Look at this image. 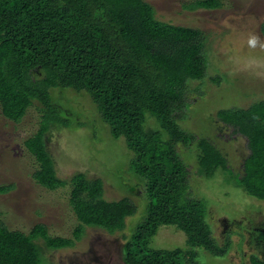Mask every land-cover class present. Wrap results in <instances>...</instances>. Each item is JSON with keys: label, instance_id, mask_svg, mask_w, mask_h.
<instances>
[{"label": "trees", "instance_id": "1", "mask_svg": "<svg viewBox=\"0 0 264 264\" xmlns=\"http://www.w3.org/2000/svg\"><path fill=\"white\" fill-rule=\"evenodd\" d=\"M219 6V0H196L182 8ZM198 34L162 19L144 0H0L1 114L17 123L29 108L39 112V129L24 141L38 163L34 180L49 191L67 185L46 153L49 132L70 124L52 104L50 89L86 94L111 137L122 138L132 155L129 169L144 182L147 205L143 221L121 247L123 264H192L188 253L150 251L152 238L164 226L181 231L191 249L214 257L227 252V245L217 246L203 204L188 192V169L175 148L195 145L201 178L230 171L219 149L186 133L176 121L190 101L188 82L203 79L208 68ZM239 111L220 110L216 118L240 128L247 141L249 154L236 187L264 201V100ZM152 117L158 129L147 124ZM70 186V206L79 222L73 239L50 237L44 226L25 235L0 220V264H44V249L73 247L85 227L122 232L125 220L136 213L130 199L103 200L99 179L79 173L70 178ZM255 240L264 254V229L257 230ZM250 264L264 260L253 255Z\"/></svg>", "mask_w": 264, "mask_h": 264}, {"label": "rangeland", "instance_id": "2", "mask_svg": "<svg viewBox=\"0 0 264 264\" xmlns=\"http://www.w3.org/2000/svg\"><path fill=\"white\" fill-rule=\"evenodd\" d=\"M144 1L173 25L198 30L208 68L203 79L188 82L190 101L181 120L176 121L186 133L209 140L226 157L230 169L201 178L196 174L195 145L175 147L188 169L189 194L203 204L204 220L217 246L227 245L223 256L191 249L186 236L173 226L160 227L149 249L174 252V256L178 252L183 257L188 253L194 257L192 264H250L253 255L264 260L255 240L257 230L264 229V201L236 187L243 160L249 154L246 138L240 128L232 129L216 118L220 110L239 111L264 100V0H219L220 6L214 10L191 11L182 6L196 0ZM49 92L52 104L70 123L67 127L58 124L46 142L56 176L67 185L49 191L33 178L38 163L24 141L39 129L36 108H29L17 123L6 119L0 108V220L8 230L25 235L35 226H44L50 237L73 239L79 222L70 206V178L83 173L89 180L101 181L103 200L130 199L136 213L125 220L122 232L109 234L85 227L73 247L44 249V264H123L121 247L146 214L144 182L129 169L132 155L124 140L111 137L86 94L71 89ZM147 120L150 128L158 129L153 117Z\"/></svg>", "mask_w": 264, "mask_h": 264}]
</instances>
